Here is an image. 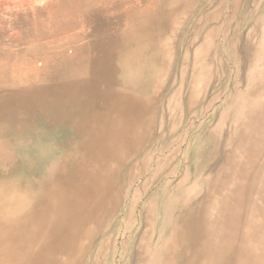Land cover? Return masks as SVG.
Segmentation results:
<instances>
[{
	"label": "bare ground",
	"instance_id": "obj_1",
	"mask_svg": "<svg viewBox=\"0 0 264 264\" xmlns=\"http://www.w3.org/2000/svg\"><path fill=\"white\" fill-rule=\"evenodd\" d=\"M197 1L52 0L58 14L45 20L61 19L69 7L70 17L87 21V31L52 49L12 47L10 56L33 63L0 79V264H78L83 258L93 231L117 208V184L136 173L172 61L169 36ZM259 41L250 49V87L237 92L234 132L222 158L203 178L199 197L198 189H189L182 204H168L177 216L151 264H264V34ZM4 54L0 50V58Z\"/></svg>",
	"mask_w": 264,
	"mask_h": 264
},
{
	"label": "rangeland",
	"instance_id": "obj_2",
	"mask_svg": "<svg viewBox=\"0 0 264 264\" xmlns=\"http://www.w3.org/2000/svg\"><path fill=\"white\" fill-rule=\"evenodd\" d=\"M231 3H234V6ZM263 8L264 0H198L192 3L189 11L185 12V15L183 14L179 20L180 22L175 24L173 32L169 36L171 38L168 44L171 50L172 61L165 84L157 96V102L159 103L156 102L158 108L156 106L157 113H155V124L152 132L154 139L150 136V142L147 141L142 150H140V154L134 162L137 168L136 173L128 179L124 180L123 178L117 184V194H119L117 208L100 223L96 228L98 230L95 229L93 231L95 233H92V237H90L91 239L87 243L85 254H83V258L78 264H151L155 250L169 237L172 230V220L177 216L176 213L174 214L176 206L169 209L168 204L173 205L176 202L182 204L190 194L189 189L191 193H194V189H198V197L204 192L202 180L214 169L216 163L220 161L222 151L225 150L227 144V138L234 132L237 97L250 87L246 84L248 83L250 49L251 46H257L260 43L259 40L262 39V35L264 34ZM54 9L55 6L52 0H0V50H5L4 57L0 58V79L11 78L12 73L17 68L23 65L28 67L33 63V60H26V64H22V59L10 56L9 54L14 51L12 47L21 46L24 48L43 44L52 49L59 40L65 37H67L65 39L72 38L75 34L87 31V21L79 17H70L73 11L69 7L62 8L59 13V15H62L61 19L57 21H50V18L49 20H45L51 13L58 14ZM123 10L126 9L123 8ZM8 15L11 16L9 17ZM189 20L190 22H188ZM27 34L31 35L27 36ZM176 57H178V60ZM198 64L200 69L195 71ZM196 75L199 79L196 78ZM193 91L195 93L194 101H192ZM164 93L166 94L164 95ZM197 98L200 100H196ZM172 122L174 123L172 124ZM214 123L217 124L215 125ZM217 129L218 132H216ZM211 163L213 164L212 166L210 165ZM1 164L2 162H0ZM181 173L186 176L184 177ZM139 177L141 178L139 179ZM174 185L175 187H173ZM200 189H202V192L199 191ZM168 192L170 193L168 194ZM164 208H166V214L164 213Z\"/></svg>",
	"mask_w": 264,
	"mask_h": 264
},
{
	"label": "crops",
	"instance_id": "obj_3",
	"mask_svg": "<svg viewBox=\"0 0 264 264\" xmlns=\"http://www.w3.org/2000/svg\"><path fill=\"white\" fill-rule=\"evenodd\" d=\"M10 4V3H9Z\"/></svg>",
	"mask_w": 264,
	"mask_h": 264
}]
</instances>
